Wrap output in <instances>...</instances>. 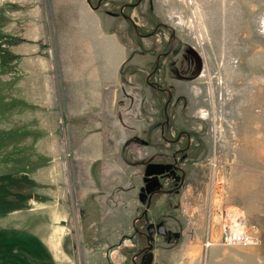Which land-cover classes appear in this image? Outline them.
Listing matches in <instances>:
<instances>
[{
  "label": "rangeland",
  "instance_id": "rangeland-1",
  "mask_svg": "<svg viewBox=\"0 0 264 264\" xmlns=\"http://www.w3.org/2000/svg\"><path fill=\"white\" fill-rule=\"evenodd\" d=\"M43 1L0 0V215L3 207L26 206L25 197L10 201L4 183L25 168L19 157L27 149L20 148V140L42 139L30 119L35 105L19 92L22 86L26 94V81L34 90L36 81L26 77L30 68L23 63L26 55L37 58L35 51L28 53L35 40L24 34L27 15L46 7L54 13L57 4L63 17H79L82 11L79 0L76 5ZM98 2L90 3L118 18L131 53L121 79L124 130L111 133L123 139L118 160L125 163L121 178L108 173L105 179L106 206L74 208L65 221L64 248L71 252L76 244L74 260L85 264L87 237L77 221L81 225L91 214L97 225L91 239L100 233L109 253L126 257L121 264H264V0ZM162 121L165 138L159 135ZM105 139L108 146L109 133ZM178 148L185 153L177 154L180 187L168 191L172 179L163 178L167 191L153 194L147 217L140 216L145 204L138 192L146 163L170 160ZM44 152L31 148L29 155L39 154L30 157L32 162L47 168L51 158ZM232 208L242 211L254 243H221V224ZM151 221H162L179 235L157 233L147 250L141 232ZM137 251L142 255L135 257ZM147 251L152 256L142 262Z\"/></svg>",
  "mask_w": 264,
  "mask_h": 264
},
{
  "label": "crops",
  "instance_id": "crops-1",
  "mask_svg": "<svg viewBox=\"0 0 264 264\" xmlns=\"http://www.w3.org/2000/svg\"><path fill=\"white\" fill-rule=\"evenodd\" d=\"M70 2L76 5L75 0ZM90 2L79 0V17L61 16L58 4L54 13L45 6L46 11L27 15L30 23L24 34L35 40L28 53L35 51L37 58L26 55L23 63L30 68L26 77L36 81L34 90L26 81V94H22V86L19 92L35 105L30 119L42 132V139L32 136L24 143L20 140V148L27 149L26 156L19 157L25 168L19 167L4 180L10 201H15V195L17 199L25 197L26 206L3 207L0 264H62V260L76 264V244H71V252L64 248L65 221L75 207L106 206L108 173L121 178L125 162L118 160V155L123 139L111 133L123 129L122 69L131 53L117 27V17ZM118 22L122 26L121 20ZM164 123L159 125L163 138ZM106 133L111 138L108 146ZM31 148L46 150L51 158L47 168L32 162L30 157L39 154L29 155ZM57 151L60 154H55ZM84 211L80 209L81 215ZM94 221L91 214L81 225L77 221L79 231L87 237L82 254L85 264H111L110 260L121 264L126 257L109 253L100 233L91 239L97 228Z\"/></svg>",
  "mask_w": 264,
  "mask_h": 264
},
{
  "label": "water",
  "instance_id": "water-1",
  "mask_svg": "<svg viewBox=\"0 0 264 264\" xmlns=\"http://www.w3.org/2000/svg\"><path fill=\"white\" fill-rule=\"evenodd\" d=\"M88 1L90 2V0ZM127 18H129V16H127ZM164 112L166 113V111ZM178 168L181 169L176 165V163L163 161H150L146 163L143 172V184L140 186L138 192V198L143 204H145V208L142 211V214L147 211L151 203L153 194L167 191L163 189V178H166V176H172L176 179H183V176H180L178 173H176V169ZM157 233H167L164 223L162 221L157 223H154L152 221L148 222L145 231V236L147 238V250H150L152 248L153 242L155 240V235ZM172 235L178 236L179 232L175 231L172 234L170 233L169 237H171ZM151 256L152 253L149 251V258H151Z\"/></svg>",
  "mask_w": 264,
  "mask_h": 264
},
{
  "label": "built area",
  "instance_id": "built-area-1",
  "mask_svg": "<svg viewBox=\"0 0 264 264\" xmlns=\"http://www.w3.org/2000/svg\"><path fill=\"white\" fill-rule=\"evenodd\" d=\"M257 240L255 235L245 225L241 210L232 208L226 211L221 224L220 241L223 244H252Z\"/></svg>",
  "mask_w": 264,
  "mask_h": 264
},
{
  "label": "flooded vegetation",
  "instance_id": "flooded-vegetation-1",
  "mask_svg": "<svg viewBox=\"0 0 264 264\" xmlns=\"http://www.w3.org/2000/svg\"><path fill=\"white\" fill-rule=\"evenodd\" d=\"M185 149V148H184ZM182 150V148L180 149V148H178V149H175V151L173 152V155H172V158L170 159V160H167V161H163V162H169V163H176V165L177 166H179L180 167V165L178 164V161H177V154H181L183 151H181ZM184 153V152H183ZM182 153V154H183ZM185 154V153H184ZM181 168V167H180ZM180 172H182V169H176V173H180ZM166 178H169V179H172V185H171V187H169V189H167L168 191H170V192H172V191H175V190H177L179 187H180V182H181V178L180 179H176V178H173L172 176H166ZM140 216H143V217H147L146 216V212H144L143 214H142V212L140 213ZM160 222V221H159ZM154 223H157V222H154ZM164 226H165V224H164ZM141 233H143L144 235H145V232H141ZM172 234L173 232H170V231H168L167 230V233L165 234V235H167L168 237H169V234ZM146 237V236H145ZM147 239V238H146ZM142 255V252L141 251H137L136 252V254H135V257L137 256V257H139V256H141ZM149 258V253H148V251H147V255L145 254V257L143 258L142 257V259H141V261L143 262L145 259H148ZM136 264H138V262L136 263Z\"/></svg>",
  "mask_w": 264,
  "mask_h": 264
},
{
  "label": "bare ground",
  "instance_id": "bare-ground-1",
  "mask_svg": "<svg viewBox=\"0 0 264 264\" xmlns=\"http://www.w3.org/2000/svg\"><path fill=\"white\" fill-rule=\"evenodd\" d=\"M181 176V175H180Z\"/></svg>",
  "mask_w": 264,
  "mask_h": 264
}]
</instances>
